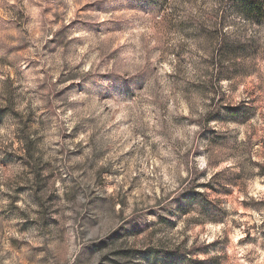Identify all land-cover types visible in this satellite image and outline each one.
I'll use <instances>...</instances> for the list:
<instances>
[{"label":"rangeland","instance_id":"1","mask_svg":"<svg viewBox=\"0 0 264 264\" xmlns=\"http://www.w3.org/2000/svg\"><path fill=\"white\" fill-rule=\"evenodd\" d=\"M0 264H264V19L0 0Z\"/></svg>","mask_w":264,"mask_h":264},{"label":"trees","instance_id":"2","mask_svg":"<svg viewBox=\"0 0 264 264\" xmlns=\"http://www.w3.org/2000/svg\"><path fill=\"white\" fill-rule=\"evenodd\" d=\"M235 1L236 9L240 12L243 17L247 19H255L257 20V22H261L264 19V0Z\"/></svg>","mask_w":264,"mask_h":264}]
</instances>
